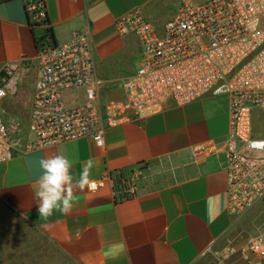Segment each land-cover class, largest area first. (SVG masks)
<instances>
[{"label": "crops", "instance_id": "crops-1", "mask_svg": "<svg viewBox=\"0 0 264 264\" xmlns=\"http://www.w3.org/2000/svg\"><path fill=\"white\" fill-rule=\"evenodd\" d=\"M54 43L88 29L101 79L102 101L122 98L120 81L140 55L132 34L114 25L138 9L156 28L171 19L177 0H44ZM42 29L31 28L21 0H0V70L23 63L0 101L5 121L25 131L37 76ZM229 100L205 97L171 105L148 117L107 127L103 147L86 137L34 150H16L0 163V264H201L224 252L236 219L227 212V175L221 144L228 131ZM25 118V119H24ZM25 122V126L23 125ZM24 126V127H23ZM16 136V135H15ZM21 147L28 139L18 137ZM65 155L95 165L90 179L109 175L100 189L77 191L69 214L38 212L39 160ZM134 186V191L129 189Z\"/></svg>", "mask_w": 264, "mask_h": 264}, {"label": "built area", "instance_id": "built-area-1", "mask_svg": "<svg viewBox=\"0 0 264 264\" xmlns=\"http://www.w3.org/2000/svg\"><path fill=\"white\" fill-rule=\"evenodd\" d=\"M37 39V76L23 147L15 135L21 127L0 112V163L16 150H34L86 137L104 145L107 127L139 120L171 105L182 106L215 96L229 100L228 131L220 146L227 175V212L238 218L257 205L264 207V0H177L174 16L160 29L138 9L114 25L120 35L137 39L140 62L120 81L122 98L102 101V81L88 29L63 44H54L46 30L44 0H21ZM28 66L14 63L0 70V101L9 82ZM79 90L82 102L68 104L66 92ZM109 179L95 180L94 192ZM134 186L129 189L134 191ZM229 255L246 264H264V234L253 236ZM251 257L256 262L250 260Z\"/></svg>", "mask_w": 264, "mask_h": 264}, {"label": "clouds", "instance_id": "clouds-1", "mask_svg": "<svg viewBox=\"0 0 264 264\" xmlns=\"http://www.w3.org/2000/svg\"><path fill=\"white\" fill-rule=\"evenodd\" d=\"M76 162L65 155H53L39 160L41 173L35 197L41 219H49L54 212L69 214L78 203L75 195L77 191L95 190L96 184L90 179L95 161L89 158L78 178L72 173Z\"/></svg>", "mask_w": 264, "mask_h": 264}, {"label": "rangeland", "instance_id": "rangeland-1", "mask_svg": "<svg viewBox=\"0 0 264 264\" xmlns=\"http://www.w3.org/2000/svg\"><path fill=\"white\" fill-rule=\"evenodd\" d=\"M193 1L197 3L202 0ZM139 62V55L131 60L130 65L132 66L133 70H136L138 68ZM28 72L30 74L32 72L34 73V68L33 70H28ZM64 98L68 104L82 102V95L79 90L66 92L64 94ZM23 125L25 126V122ZM19 136L22 139H28L25 131L16 135V137ZM0 213H6L5 209H3V207L1 206ZM235 222L236 224L234 234L232 235V238L229 241L228 249L230 247L237 249L245 245L253 236L260 233L264 234V207L260 205L255 206L254 208L239 216ZM227 250L215 255H211V257H209L205 261H202L201 264H246V261L241 259L239 254L235 253L233 255H229ZM250 260L253 262L257 261L256 259H254V257H251Z\"/></svg>", "mask_w": 264, "mask_h": 264}, {"label": "trees", "instance_id": "trees-1", "mask_svg": "<svg viewBox=\"0 0 264 264\" xmlns=\"http://www.w3.org/2000/svg\"><path fill=\"white\" fill-rule=\"evenodd\" d=\"M46 33L49 36V39L51 40V42L54 43V39H53V35H52V32H51V29H47Z\"/></svg>", "mask_w": 264, "mask_h": 264}]
</instances>
